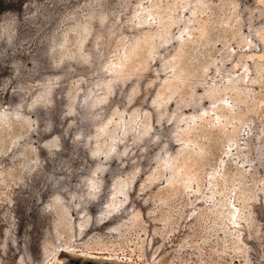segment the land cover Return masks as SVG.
Returning <instances> with one entry per match:
<instances>
[{
	"label": "rangeland",
	"instance_id": "rangeland-1",
	"mask_svg": "<svg viewBox=\"0 0 264 264\" xmlns=\"http://www.w3.org/2000/svg\"><path fill=\"white\" fill-rule=\"evenodd\" d=\"M0 264H264V0H0Z\"/></svg>",
	"mask_w": 264,
	"mask_h": 264
}]
</instances>
